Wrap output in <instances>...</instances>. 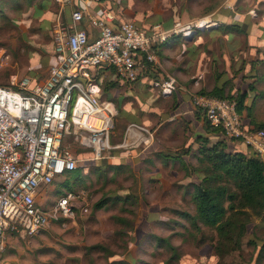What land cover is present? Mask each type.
Listing matches in <instances>:
<instances>
[{
	"label": "rangeland",
	"instance_id": "obj_1",
	"mask_svg": "<svg viewBox=\"0 0 264 264\" xmlns=\"http://www.w3.org/2000/svg\"><path fill=\"white\" fill-rule=\"evenodd\" d=\"M134 1L138 10L181 3ZM212 1L197 0L194 5L201 10ZM221 2L219 12L236 14L233 21L242 24V31L228 33L220 27L232 21L229 17L201 15L199 18L210 15L217 24L188 39L178 38V54L170 61L162 55V62L157 52L161 74L173 75L177 81L170 97L153 89V75L133 83L113 73L103 75L102 97L111 100L117 110L110 145L122 142L128 124H141L155 132L154 140L169 160L162 162L159 151L149 159L137 154L130 160L122 153L114 159L113 148L96 156L94 149L80 144L81 132L67 135L64 145L75 154L79 173L57 175L52 184L40 189L37 201L52 207L64 193H75L74 216L53 221L32 236L7 231L1 264H264V211L251 216L242 233L238 224L228 245L215 227L193 223L183 215L195 214L192 186L187 181H197L204 172L197 160L196 143L187 144L189 138L195 140L184 134L189 122L178 115L180 82L174 70L190 61L194 87L190 100L191 95L206 93L218 82L233 98L239 91L249 92L250 116L257 124L264 123V0ZM56 4L47 7L48 12L41 11L40 0H5L0 5L1 85H9L12 75L43 79L52 64L49 33ZM169 118L175 120L164 122ZM101 201L104 203L96 206Z\"/></svg>",
	"mask_w": 264,
	"mask_h": 264
},
{
	"label": "built area",
	"instance_id": "obj_2",
	"mask_svg": "<svg viewBox=\"0 0 264 264\" xmlns=\"http://www.w3.org/2000/svg\"><path fill=\"white\" fill-rule=\"evenodd\" d=\"M72 1L55 0L60 7ZM85 21L88 27H76ZM216 24L210 15L177 20L169 27L161 22L119 21L111 9L96 15L82 6L73 9L70 23L57 19L52 24L54 60L46 78L12 75L9 85L0 84V252L7 231L32 236L53 221L74 216L75 193H64L52 207L37 201L42 187L77 168L75 154L64 145L67 135L81 132L80 144L94 149L96 156L117 147L109 143L116 105L102 97L100 77L113 73L133 83L153 75V89L170 97L177 81L156 68L157 47L174 37L188 39ZM93 30L96 35L91 38ZM191 103L210 126L220 128L227 139L243 143L264 161V130L244 120L234 99L202 93L191 95ZM133 128L148 133L145 127L130 123L121 146L129 145Z\"/></svg>",
	"mask_w": 264,
	"mask_h": 264
},
{
	"label": "trees",
	"instance_id": "obj_3",
	"mask_svg": "<svg viewBox=\"0 0 264 264\" xmlns=\"http://www.w3.org/2000/svg\"><path fill=\"white\" fill-rule=\"evenodd\" d=\"M231 14L221 12L224 19L229 17L232 21L221 24L220 27L230 33L242 31L239 27L242 24L233 21L238 17ZM160 46L162 44L157 47L156 53L159 52ZM103 79L100 77L99 80L101 87ZM250 89L254 90V87L251 85ZM205 94L222 99H234L237 112L241 116L246 113L243 116L244 120L256 129L264 130V123L257 124L250 116L251 108L246 104L249 92L239 91L233 98L225 94L224 86H214ZM196 115L198 119L203 118V130L206 133L195 138L199 144L197 160L203 165L204 174L198 173L197 181L190 179L187 181V184L192 186L190 196L195 205V214L183 215L193 223L201 221L205 225L215 227L218 236L228 245L237 231L238 224L241 228L239 233H242L249 218L260 216L264 211V161L253 151L248 153L236 150L232 144L233 140L227 139L220 128L210 126L201 110L196 109ZM69 173L78 175L79 170L76 168ZM102 203L104 201L97 203L96 206Z\"/></svg>",
	"mask_w": 264,
	"mask_h": 264
},
{
	"label": "crops",
	"instance_id": "obj_4",
	"mask_svg": "<svg viewBox=\"0 0 264 264\" xmlns=\"http://www.w3.org/2000/svg\"><path fill=\"white\" fill-rule=\"evenodd\" d=\"M41 1V6L42 9L41 11H46L48 12L50 5H54L55 6V2L54 0H40ZM197 0H181V3H177V5H167L164 7V9H160L157 10L155 9V7H151L150 9H145V10H138L137 6L135 5V1L134 0H73L71 4L60 7L59 5H57L56 9H54L52 11V15L55 19V21L57 19H61L62 22L64 23H70L71 21V12L73 11V9L76 8V6H82L84 8H86L88 11H90L93 14H100L101 10L108 8V9H112V11L117 15V19L119 21H127V20H135L137 22H142V23H152V22H161L163 23V25L165 27H169L173 24L174 21L177 20H195L199 17H201V15H206V14H210V15H221L220 9L222 8V4L223 2H221L222 0H208V1H212L211 6H205V9H199L198 7H196L194 5V3H196ZM207 0H205L206 2ZM5 0H0V5H4ZM214 4V5H213ZM1 9V8H0ZM223 10V9H222ZM229 11V10H227ZM226 10H223V12H227ZM20 14H24L23 11H21ZM234 15V14H231ZM237 15L235 14V17ZM54 21V22H55ZM87 22H80L79 24L76 25L77 28H81V27H88L87 26ZM51 29V28H50ZM225 31V30H224ZM227 31V30H226ZM228 33H230L228 31ZM50 37H51V30H50ZM96 35L95 30L90 32V36L91 38H93ZM172 39V40H171ZM169 41H167L165 44H162V46H160L158 49H160L158 56L161 59V56L163 55L166 59V61H170L169 58L173 57L174 54H178V50L176 51L175 48L178 47V43L179 39H173L171 38ZM178 39V41H177ZM52 41V38H51ZM177 44V45H176ZM163 51H162V49ZM174 49V50H173ZM171 53V54H170ZM53 54H54V46H53V42H52V51L50 53V56L52 58V62H53ZM157 55V53H156ZM162 56V57H163ZM161 61L163 62V59H161ZM184 62V61H183ZM170 63V62H169ZM156 68L159 69L160 66V62H159V58L157 57V63H156ZM178 66V65H177ZM191 63L189 60H187L186 62L183 63V68L181 67V64L179 65L178 68H176V70H174V72L176 73V78L177 80L181 83H178L179 85V100L181 102H179V107H181V112L178 113L179 116H181L182 118L185 119L186 122H189L188 127L185 128V133L187 132V135H193L194 138L200 136V135H205V131L203 130V118L198 119L197 115H196V110L194 109L191 100L189 98V95L191 94L190 91L194 89V87L192 86L191 82H190V77H191V69L188 70L189 67H191ZM49 68V66H48ZM160 70V69H159ZM48 73V71H47ZM47 73L45 75H43L41 78L45 79L47 76ZM41 79V80H43ZM40 80V79H39ZM221 82H218V85L215 86H220L221 87ZM210 91V90H209ZM208 92V91H207ZM247 104V103H246ZM249 106V105H248ZM178 110V109H177ZM175 113V112H174ZM174 115H177V113H175ZM246 113L243 114V116H245ZM181 117H179V119H181ZM192 117V118H191ZM171 119L175 120L173 118H169L166 119V121L164 122H169ZM133 123V122H131ZM137 124V123H135ZM184 124V122H183ZM142 127H145L144 125H141ZM148 131V133L143 132V131H139L136 128L132 129V135L129 138V145L127 147H123L121 146V142H117L113 145H117V147H113V149H115V155H114V159H119L121 153L126 156H130L129 159L131 160L133 157H135L137 154L138 155H142L144 156L146 159H149L153 153H155L156 151H159L157 156H161L163 157L161 159L162 162H164L165 160H167V158H165L163 156V154L167 155V153H165V151H163V147L158 145V143L154 140V133L153 131H151L150 129H148L147 127H145ZM144 138L147 140V142L145 143V141H142L141 139ZM123 141V140H122ZM196 143V147H199V144L189 138L188 139V143L187 144H193ZM232 144H234V146L236 147V150H241L244 152H248L252 151L249 147H247L246 145H244L241 142L238 141H233ZM160 146V147H159ZM124 150V151H120ZM126 150V151H125ZM169 160V158H168ZM128 162V161H127Z\"/></svg>",
	"mask_w": 264,
	"mask_h": 264
}]
</instances>
